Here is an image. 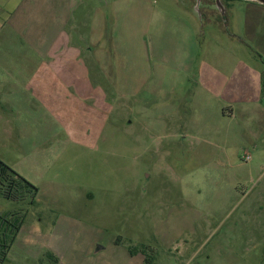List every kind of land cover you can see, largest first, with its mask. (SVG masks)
<instances>
[{"label":"rangeland","instance_id":"1","mask_svg":"<svg viewBox=\"0 0 264 264\" xmlns=\"http://www.w3.org/2000/svg\"><path fill=\"white\" fill-rule=\"evenodd\" d=\"M203 1L215 14L221 12L215 0ZM65 2L0 0V45L29 43L34 25L46 20L41 13L54 3L57 12L67 8L74 33L100 34L87 60L110 74L102 83L104 117L71 136L57 121L47 131L52 118L46 123L44 114L20 113L0 97V160L38 188L40 202L31 205L30 191L13 200L0 195V264L50 263L34 256L43 240L62 253V264H126L118 256L121 248L110 245L115 238L126 250L146 252L149 264H264V159H211L215 151L223 154L221 147L210 151L213 124L229 127L223 149L230 157L240 155L241 117L218 122L192 116L189 109L195 62L237 48L242 60H258L256 43L244 30L246 44L231 45L228 37L238 27L231 14H245L246 2H234L226 23L202 18L197 48L185 38L183 0ZM201 3L195 0L194 7L202 14L208 9ZM222 3L226 8L229 1ZM73 42L79 44L77 37ZM14 54L0 51L6 61L0 75L22 71ZM35 103L27 102L34 113ZM31 124L32 131L18 132V126ZM67 218L76 222L67 225ZM22 219L18 234L3 223ZM96 240L107 250L89 256ZM4 244L10 247L2 262Z\"/></svg>","mask_w":264,"mask_h":264},{"label":"crops","instance_id":"2","mask_svg":"<svg viewBox=\"0 0 264 264\" xmlns=\"http://www.w3.org/2000/svg\"><path fill=\"white\" fill-rule=\"evenodd\" d=\"M228 1L222 15L220 12L215 14L210 7L208 11L201 14L199 9L194 7L195 0H183L185 10L180 17L186 22L185 38L189 44L197 48L198 26L202 18L207 22L214 21L218 17L225 21L229 13L226 11L232 9L234 2L238 0ZM239 1L246 2L245 14H231L238 27L237 32L229 33L228 37L232 42L231 45H236L238 42L246 44L242 38L244 30L245 35L256 43L258 60L254 63L242 60L240 54L242 49L237 48L231 49V52L226 55L215 56L212 61L206 59L201 64L194 61L192 65L197 75L190 80L193 84V92L189 98L191 99L189 109L192 111V116L200 113L214 117L218 122H231L233 118L241 117V125L237 127L241 138L240 155L230 157L229 153L223 149L229 144V127L213 124L208 130L209 148L211 151V146L221 147L223 154L219 155L215 151L211 159H243L247 154L251 156V159H264V88L262 85L264 79V4L251 0ZM32 3L33 1L24 3L26 5L23 8ZM64 5H66L65 0ZM47 10V13H41L45 14V22L36 23L33 31L29 33V43L14 40L12 44L0 45V51L3 53H15L11 55L15 58V66L23 68L22 71H18L17 75H0V97L5 105L18 106L19 111H17L20 113L32 116L44 114L46 123L47 116L52 118L51 123L48 121L45 125L47 131L53 130L52 125L57 121L59 123L57 126L73 136L78 132L88 131L92 122V126H97L99 116L104 117L106 91L102 83L108 81L109 76L106 77V75L110 74L100 63L93 68L88 61L89 53L93 52L91 47L98 44L101 39L100 34L95 37L94 31L90 32L88 29L86 33L83 30L80 34L74 33V28L70 21L68 22L67 8L57 12L54 3ZM97 10L102 9L97 7ZM22 12L25 13V11ZM41 14L37 13L33 20L35 22L39 20L38 17ZM61 21L65 22L60 23ZM262 26L263 29L259 33ZM74 36L77 37V43H79L77 45L73 42ZM83 45H86V48H83ZM1 61H6L0 60V67H4ZM30 100L36 101L38 111L35 113L27 104ZM22 101L26 102L23 103V107L27 108L22 107ZM4 115H7V112ZM32 125L28 127L20 125L17 127L18 132L32 131ZM24 135L26 134L22 136ZM36 202L33 207H39L40 202L37 198ZM73 222L76 221L68 219L66 224ZM50 224L54 226L55 223ZM99 241L101 240L91 243V248L87 253L89 256H97L107 250V247L99 244ZM51 242L43 240L34 256L43 258V261L44 258L50 259V263L43 264H62V253H59ZM110 245L115 249L121 248L118 256L123 258L126 264L146 263L145 255L137 252L130 254V251L123 248L120 241L118 242V238L112 240Z\"/></svg>","mask_w":264,"mask_h":264},{"label":"trees","instance_id":"3","mask_svg":"<svg viewBox=\"0 0 264 264\" xmlns=\"http://www.w3.org/2000/svg\"><path fill=\"white\" fill-rule=\"evenodd\" d=\"M262 85L264 88V79L262 81ZM25 191H30L32 193L33 198L31 200V205L32 206L36 205V203H37L36 198H37V195L39 192L38 188L33 186L30 182L26 181L16 171H14L9 165H7L6 163H4L3 161L0 160V195L5 196L7 199L13 200L14 198H18L19 195H20V197L23 198ZM16 215H14L15 216L14 219L18 218V217H16ZM23 220L24 219H22L21 221H17V224H11V222L8 220H4L3 223L4 224L8 223V229L11 228L12 232H15V234H18V232L20 231V228L23 224ZM1 228L3 230H7V228L4 229L5 228L4 225ZM6 237H7V235L4 233L3 238L5 239ZM118 242H119V239H118ZM9 247L10 246H8L7 244H4V247H3L4 252L3 253L5 254V257L3 258L2 262L3 261L5 262L7 260V254L9 251ZM129 251L131 254H134L136 252V250L134 248H130ZM144 253L146 256V263L149 264V255H147L146 252H144Z\"/></svg>","mask_w":264,"mask_h":264},{"label":"water","instance_id":"4","mask_svg":"<svg viewBox=\"0 0 264 264\" xmlns=\"http://www.w3.org/2000/svg\"><path fill=\"white\" fill-rule=\"evenodd\" d=\"M198 1H200V0H198ZM251 1H256L258 3L264 4V0H251ZM216 5H217V7H219L221 9L220 13L223 15L225 12V9H224V6L222 4V0H216Z\"/></svg>","mask_w":264,"mask_h":264},{"label":"flooded vegetation","instance_id":"5","mask_svg":"<svg viewBox=\"0 0 264 264\" xmlns=\"http://www.w3.org/2000/svg\"><path fill=\"white\" fill-rule=\"evenodd\" d=\"M200 1L203 3V4L201 3L203 5V9L207 10L210 7L209 5H206L203 0ZM214 4L216 5V0L214 1Z\"/></svg>","mask_w":264,"mask_h":264},{"label":"built area","instance_id":"6","mask_svg":"<svg viewBox=\"0 0 264 264\" xmlns=\"http://www.w3.org/2000/svg\"><path fill=\"white\" fill-rule=\"evenodd\" d=\"M250 159H251L250 155L247 154V155L244 156L245 162H248Z\"/></svg>","mask_w":264,"mask_h":264}]
</instances>
